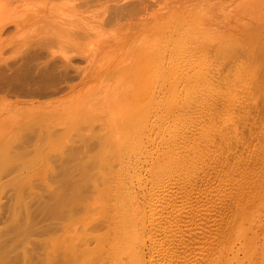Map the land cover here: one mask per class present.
<instances>
[{"label": "rangeland", "instance_id": "rangeland-1", "mask_svg": "<svg viewBox=\"0 0 264 264\" xmlns=\"http://www.w3.org/2000/svg\"><path fill=\"white\" fill-rule=\"evenodd\" d=\"M0 264H264V0H0Z\"/></svg>", "mask_w": 264, "mask_h": 264}]
</instances>
